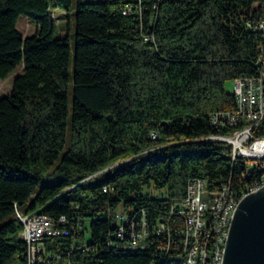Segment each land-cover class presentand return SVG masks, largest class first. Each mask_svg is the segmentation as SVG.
<instances>
[{
    "label": "trees",
    "instance_id": "1",
    "mask_svg": "<svg viewBox=\"0 0 264 264\" xmlns=\"http://www.w3.org/2000/svg\"><path fill=\"white\" fill-rule=\"evenodd\" d=\"M74 6L72 85L69 35L53 13L68 11L69 28ZM263 11L264 0H0V78L23 65L0 97V264H29L17 209L80 222L75 237L45 239L62 261L161 264L164 235L108 245L120 205L144 206L174 232L171 208L194 175L212 188L259 177L207 136L232 129L215 128L211 113L235 107L228 80L257 73ZM21 15L34 34L18 28Z\"/></svg>",
    "mask_w": 264,
    "mask_h": 264
},
{
    "label": "built area",
    "instance_id": "2",
    "mask_svg": "<svg viewBox=\"0 0 264 264\" xmlns=\"http://www.w3.org/2000/svg\"><path fill=\"white\" fill-rule=\"evenodd\" d=\"M132 7L127 6L128 9ZM253 28L264 30V11L258 26ZM256 65L258 70L255 75L233 79L235 107L211 113L212 125L217 129L228 125L232 128L230 132L210 134L207 138L229 143L231 163L234 165L241 160L246 167L245 176H256L258 171H262L261 175L238 188L232 185L230 179L212 188L204 178L194 175L183 198L175 200L171 208V213L182 220V225L175 226L174 232L170 224L162 220L151 224L146 207L127 210L120 205L116 211V226L107 239L108 245L119 250L135 249L144 247L145 240L151 236L164 235L168 242L158 245L155 263L223 264L231 221L238 203L264 184V44L260 47ZM104 190L107 191L108 187ZM17 216L22 224L19 235L27 243L29 264H79L70 257L62 261L59 252L48 249L45 239L53 236L75 237L77 230L81 229L80 222L68 227L65 216L53 219L39 211L26 214L17 209ZM86 246L87 243H83L80 247Z\"/></svg>",
    "mask_w": 264,
    "mask_h": 264
},
{
    "label": "water",
    "instance_id": "3",
    "mask_svg": "<svg viewBox=\"0 0 264 264\" xmlns=\"http://www.w3.org/2000/svg\"><path fill=\"white\" fill-rule=\"evenodd\" d=\"M223 264H264V184L238 203Z\"/></svg>",
    "mask_w": 264,
    "mask_h": 264
},
{
    "label": "rangeland",
    "instance_id": "4",
    "mask_svg": "<svg viewBox=\"0 0 264 264\" xmlns=\"http://www.w3.org/2000/svg\"><path fill=\"white\" fill-rule=\"evenodd\" d=\"M68 11L64 9H57L54 11L53 16L56 21V27L58 34L62 35H69V42L71 45V65H70V72H71V84L73 85V74H74V50H75V12L76 7L72 8L71 13V22L68 28V16L66 15ZM18 28L24 34V36L32 35L36 32L37 26L36 24L28 18L26 15H21L18 20ZM23 65H19L8 77L5 79L0 78V97L9 95L13 92V83H14V75L16 73L22 72ZM227 89L232 91L234 88V81L233 79L228 80L226 82ZM73 95V91L70 92V98ZM152 191L153 189L145 188L144 192ZM156 194H162V192L156 191ZM90 222H88V225Z\"/></svg>",
    "mask_w": 264,
    "mask_h": 264
}]
</instances>
